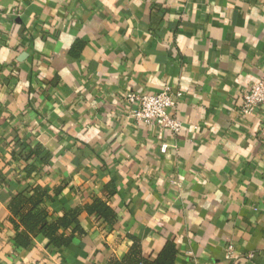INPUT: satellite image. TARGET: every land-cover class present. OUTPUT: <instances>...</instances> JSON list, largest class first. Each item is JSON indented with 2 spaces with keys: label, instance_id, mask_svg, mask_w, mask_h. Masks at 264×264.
Returning a JSON list of instances; mask_svg holds the SVG:
<instances>
[{
  "label": "crops",
  "instance_id": "obj_1",
  "mask_svg": "<svg viewBox=\"0 0 264 264\" xmlns=\"http://www.w3.org/2000/svg\"><path fill=\"white\" fill-rule=\"evenodd\" d=\"M0 11V264H151L168 242L172 264H264V109L240 111L264 77V0H0ZM164 84L181 93L178 134L136 123L125 102ZM38 191L47 223L81 209L58 228L68 243L18 242L9 203ZM98 200L108 219L85 209Z\"/></svg>",
  "mask_w": 264,
  "mask_h": 264
},
{
  "label": "built area",
  "instance_id": "obj_2",
  "mask_svg": "<svg viewBox=\"0 0 264 264\" xmlns=\"http://www.w3.org/2000/svg\"><path fill=\"white\" fill-rule=\"evenodd\" d=\"M3 14L4 12L0 11V17ZM161 87L156 93L144 92V94H140L133 90L126 91L124 95L125 102L131 108L129 113L136 123L166 128L178 134L182 130V124L177 119L175 111L181 93L174 91L167 84ZM240 100V111L244 115L251 114L257 107L264 109V77H259L250 83L247 91L241 95ZM260 135L264 138V128L261 130ZM162 147L163 150L166 149L165 146ZM248 256L251 257L252 253H249ZM239 257L234 253L233 247L228 246L226 259L238 260Z\"/></svg>",
  "mask_w": 264,
  "mask_h": 264
},
{
  "label": "trees",
  "instance_id": "obj_3",
  "mask_svg": "<svg viewBox=\"0 0 264 264\" xmlns=\"http://www.w3.org/2000/svg\"><path fill=\"white\" fill-rule=\"evenodd\" d=\"M42 195L41 191H38L33 197H25L22 194L14 197L12 201L9 203V210L11 211L13 216H20V221L24 226V232L20 236V240L18 242L23 245H27V235L29 233L39 232L44 235L47 239H49L50 243L54 246H61L63 244L68 243L69 237H63L59 234V227H66L70 223L77 224V218L81 212L80 208H72L70 211L60 219H58L54 223H47L46 215L43 211L35 209L37 208L40 197ZM85 209L89 211H95L108 219L110 214H112V210L106 207L101 201H95L91 205H87ZM132 251H131V259L136 260V254L138 253L137 247L138 242L136 239H133ZM176 249L172 246L171 243H167L164 245L163 250L158 254L157 258L151 264H172L175 258ZM139 260V259H138Z\"/></svg>",
  "mask_w": 264,
  "mask_h": 264
}]
</instances>
